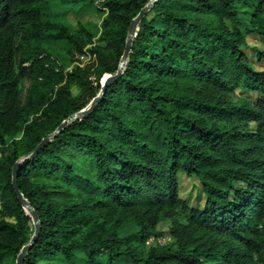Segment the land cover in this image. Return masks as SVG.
I'll list each match as a JSON object with an SVG mask.
<instances>
[{"label": "trees", "instance_id": "1", "mask_svg": "<svg viewBox=\"0 0 264 264\" xmlns=\"http://www.w3.org/2000/svg\"><path fill=\"white\" fill-rule=\"evenodd\" d=\"M98 1L0 0V264L34 233L16 164L41 222L24 264H264V0H157L35 155L150 0L100 1L97 38L53 9ZM162 221L173 241L147 245Z\"/></svg>", "mask_w": 264, "mask_h": 264}, {"label": "rangeland", "instance_id": "2", "mask_svg": "<svg viewBox=\"0 0 264 264\" xmlns=\"http://www.w3.org/2000/svg\"><path fill=\"white\" fill-rule=\"evenodd\" d=\"M104 1V0H100ZM100 1L96 4H87L82 3L79 5H63L60 3H56L54 5V11L58 14L59 19L66 25H68L71 29H76L80 24L85 25L88 29H90L96 38L100 35L101 31V22L105 17L106 13L99 9ZM247 16V14L245 15ZM250 46H256L258 48H262L264 50V42L259 40L257 37H249ZM248 52L252 51L248 49ZM80 62H85L87 58L85 56L80 57ZM256 66L258 68H263L264 64H259ZM74 93H77L78 90L76 87L73 88ZM181 196L188 197L190 202L199 203L200 205L204 204V195L203 193H199L198 188H200V183L196 179H191L186 175H181ZM170 223L168 221H162L156 229V232L160 233L158 236H153L149 238V246H163L167 243L173 241L169 230ZM139 228L134 223L127 224L122 230V235H129L134 232H137Z\"/></svg>", "mask_w": 264, "mask_h": 264}, {"label": "water", "instance_id": "3", "mask_svg": "<svg viewBox=\"0 0 264 264\" xmlns=\"http://www.w3.org/2000/svg\"><path fill=\"white\" fill-rule=\"evenodd\" d=\"M156 2L157 0H150L149 3L145 7H143L141 11L139 12V14L133 19L131 26L129 28L126 48L122 56L118 72L114 75L108 74L107 76H105L102 81L103 89L100 92V94L85 109L72 114L57 128V130L54 133L46 136L42 140V142L38 145L36 151L34 152L35 155L38 153V151L40 150L42 146H44L51 139L56 137L67 124L71 123L72 121L76 119L87 116L94 109L99 98L105 95L106 86L110 84L111 82L115 81L123 73L126 63H127V59L132 49L133 41L135 37L137 36V31L139 29L138 25L144 19V17L148 14V12L153 8ZM17 169H18V164L14 166L13 185L15 187V192H16V195L18 196V199L21 201L24 208L26 209L27 213L32 217L33 224H34V233L31 237V240L28 242V244H26L21 249L20 253L17 256L16 264H24L29 251L35 245L37 238L41 232V222H40L39 216L37 215L35 209L32 207L31 203L24 197L23 193L20 191L19 185L17 183Z\"/></svg>", "mask_w": 264, "mask_h": 264}, {"label": "built area", "instance_id": "4", "mask_svg": "<svg viewBox=\"0 0 264 264\" xmlns=\"http://www.w3.org/2000/svg\"><path fill=\"white\" fill-rule=\"evenodd\" d=\"M147 243H149V241H147Z\"/></svg>", "mask_w": 264, "mask_h": 264}, {"label": "bare ground", "instance_id": "5", "mask_svg": "<svg viewBox=\"0 0 264 264\" xmlns=\"http://www.w3.org/2000/svg\"><path fill=\"white\" fill-rule=\"evenodd\" d=\"M107 76V75H106Z\"/></svg>", "mask_w": 264, "mask_h": 264}]
</instances>
